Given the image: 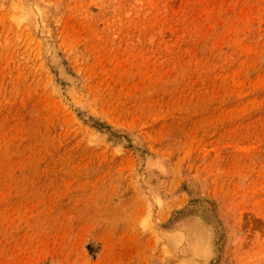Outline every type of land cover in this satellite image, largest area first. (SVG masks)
<instances>
[{
  "label": "rangeland",
  "instance_id": "374dc122",
  "mask_svg": "<svg viewBox=\"0 0 264 264\" xmlns=\"http://www.w3.org/2000/svg\"><path fill=\"white\" fill-rule=\"evenodd\" d=\"M0 264H264V0H0Z\"/></svg>",
  "mask_w": 264,
  "mask_h": 264
},
{
  "label": "bare ground",
  "instance_id": "6f19581e",
  "mask_svg": "<svg viewBox=\"0 0 264 264\" xmlns=\"http://www.w3.org/2000/svg\"><path fill=\"white\" fill-rule=\"evenodd\" d=\"M18 1V0H17ZM14 2V1H13ZM16 4H17V2H16ZM18 5V4H17ZM25 13V12H24ZM27 13H28V11H27ZM25 17V16H24ZM28 19V18H27ZM198 229V228H197ZM189 241V240H188ZM188 243V242H187ZM203 263V262H202Z\"/></svg>",
  "mask_w": 264,
  "mask_h": 264
}]
</instances>
